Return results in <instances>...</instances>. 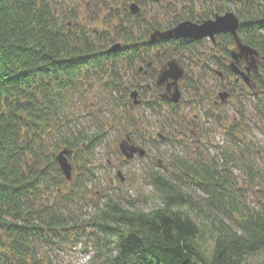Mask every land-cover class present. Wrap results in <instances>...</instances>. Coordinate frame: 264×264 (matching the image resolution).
<instances>
[{"label": "trees", "instance_id": "obj_1", "mask_svg": "<svg viewBox=\"0 0 264 264\" xmlns=\"http://www.w3.org/2000/svg\"><path fill=\"white\" fill-rule=\"evenodd\" d=\"M133 1L141 5L140 13L129 9ZM230 1L219 0V7ZM172 2L186 10L197 5L195 0L102 1L106 14L100 26L91 27L75 11H61L56 0H0V264H53L48 253L76 247L94 252L90 264H253V255L256 264H264V206L251 207L233 176L237 149L250 152L240 147L234 121L224 128L236 148L230 153L224 147V161L173 155L170 172L148 173L160 203L154 209L144 211L135 200L121 198L113 184L92 194L88 190L103 184L97 151L108 143L110 130L121 129L143 144L152 133L149 123L142 126L146 121L136 116L129 95L132 88L146 86L129 84V70L140 78L138 65L147 68L154 56L164 62L169 53L171 58L190 49L183 40L149 41L154 29L183 19L165 20ZM247 6L241 34L264 53V2ZM118 41L122 48L108 51ZM159 72L154 61L142 79L156 86ZM210 77L203 74L195 83L192 76L189 84L197 96L198 84ZM83 98L89 99L85 108L90 104L86 114L98 126L92 134L77 128L75 106ZM258 100L264 124V95L261 105ZM163 105L157 99L146 107L167 120L160 127L166 134L175 115L164 113ZM106 114L107 121L99 122ZM179 119L180 127L185 122ZM167 136L149 138L164 144ZM64 148L72 149L71 181L56 159ZM240 167L249 182L259 183L262 176L251 161L244 159ZM196 189L199 195L190 193ZM88 206L93 214L85 217L82 209Z\"/></svg>", "mask_w": 264, "mask_h": 264}, {"label": "rangeland", "instance_id": "obj_2", "mask_svg": "<svg viewBox=\"0 0 264 264\" xmlns=\"http://www.w3.org/2000/svg\"><path fill=\"white\" fill-rule=\"evenodd\" d=\"M56 2L61 11H67L68 13L75 11L76 17L87 23H91V27L95 25L100 26L102 23V17L107 11L106 5H104L102 9L97 10V12L96 9H93L94 4L97 2L102 4V0H56ZM230 8L231 10L237 12L236 7L231 6ZM241 10L242 9H240V11ZM207 44L208 43H206V45ZM139 67L140 65L137 66V69ZM206 76H211L209 80H207L208 83L205 86V88H209L210 90V88L215 86V83H217L218 79L212 76V74H207ZM127 78L130 81L129 84H136V82H139L143 86L147 84L145 81L141 82L134 70H130V72L127 74ZM134 89L138 91L140 90L137 87L132 88L131 90ZM181 90L183 101L180 104L179 117H183V122L185 120L184 117L186 116H190V119L197 118L198 121H203L204 115L201 116L200 111L205 112V110L209 109L208 104H210V102L212 104V101L214 102L216 98L209 100V97L204 95V89H201V96H198V99L202 100L186 104L185 99L186 101L190 100L191 96L188 90L183 88V86L181 87ZM162 91L163 90H159L160 93H162ZM144 95H140L137 99H143L144 101L151 100L152 90L149 91L146 89V91H144ZM87 101H89V99L86 100V98H83L75 106V114L79 118L77 122V128L81 131L92 134L96 131L98 126L92 122L90 116L86 114L88 106L90 105L88 104L86 108L84 107V104H86ZM256 105L257 101L250 103L248 101H243L237 96L234 98L230 97L219 112L222 113V115H224L228 120L232 121L233 118H235V122H237V124L239 122L240 127L237 131V137L242 142L240 147L250 148L249 153H246L247 150L241 148L237 149V162L232 166V171L233 176L236 177L245 188L247 202L251 207H256L259 209V207L264 206V124L259 120V112L256 109ZM199 107H201L202 110H199ZM162 108L164 113L170 112L168 106L163 105ZM135 114L136 116H140L145 119L146 122L145 124L143 123L142 126H145L148 123L150 125L148 129H150L152 133L150 134L147 132V136L145 137L146 144L142 143L141 138L135 137L136 141L138 142L136 145H139L143 149L147 150V155L142 158H135L130 162L128 161L127 163H124L125 157L122 155L119 149V143L126 138L125 136L127 132H120L121 129L118 130L117 128H113L108 132V143L100 147L97 151V164L102 167L98 170V175L102 177L103 184L98 186H95L94 184L89 185L88 190L90 193L93 191L98 192V188H104V186L113 184L121 198L125 197L128 199H133L141 209L144 211H149L158 207L160 204L154 188L148 183L147 179L148 173H150L152 169L161 172H170L172 168L171 164H169V159H171L173 155L193 161L197 159V157H200L202 160H208L213 164H216L224 161V147L228 148L230 153L235 151L234 149L236 146L234 145V142H232L230 137L226 134L225 128L221 125H218L217 123H203L205 131L202 136L199 137L191 135L192 141L187 140V143H184L183 139L181 144L175 143L174 145H170L169 143H157L149 138L150 135H156V133L160 131V127L163 126L167 121L164 117H162V115L158 113V110L154 111L153 109L147 108L144 105L143 107L140 106L138 109H135ZM142 114L145 115V117L141 116ZM105 116L107 117L101 116L102 119H100L99 122H106L109 116L107 114ZM179 117H171L172 121L169 125V131H171V128L176 122L180 121ZM232 123L233 121L230 123V125ZM173 136L180 137L178 133H175ZM194 141H199L201 145L199 143H194ZM155 144L157 145L155 146ZM116 148L119 149L120 154L116 152ZM244 159L247 160V162L251 161L255 166V170L259 173L258 176H262L256 178L259 183L248 181L247 175L244 174L242 168L240 167V165L243 164ZM107 161L113 165V167L105 166ZM157 161L162 163L161 166H158ZM119 170L124 175V181L121 182L117 181L114 176V172L117 173ZM190 193H197V195H199L200 191L196 189L195 192L191 191ZM143 197L144 199H142ZM145 197L149 198L145 200ZM82 212H84L85 217L89 216L91 213L93 214V208L91 206L85 207L82 209ZM207 228L208 227L204 226L205 231H209ZM206 240V243L211 246L212 242H210L209 239ZM48 254L53 264H90L91 257L94 252H84L79 247H76L66 251L55 250ZM257 259V255H253L249 258L253 264H256Z\"/></svg>", "mask_w": 264, "mask_h": 264}, {"label": "flooded vegetation", "instance_id": "obj_3", "mask_svg": "<svg viewBox=\"0 0 264 264\" xmlns=\"http://www.w3.org/2000/svg\"><path fill=\"white\" fill-rule=\"evenodd\" d=\"M102 1H108L113 2V0H102ZM197 2V5L192 9L189 5H187L185 9V5L183 4H177L175 2H172V6L169 5L167 9V16L165 20L172 21L173 19H176V17L182 16L183 19L179 21L178 23L172 24L170 27L167 28H156L149 34V41L155 42L161 39L165 40H183L185 42H188L189 50L186 49L185 53L183 55L176 54L177 56L172 55L173 57L170 58L169 56L164 59V62H159L158 57L154 56V60L149 61L146 66L147 68H144V65H140L139 67V76L141 82L145 81L147 84L146 89L149 91L152 90V96L151 100L144 101L143 99H137L140 95H144V91L146 89H140L138 90H131L130 91V98L134 105L136 107L140 106H147L148 102L156 101L158 99V102H161L162 104L166 105V103H170L172 107L168 108L170 109V113L175 115L174 117H179V108L180 104L182 103V90L181 87L188 90L191 99L187 100L185 99L186 104L197 102L202 99H198V96H201V89H204V95L207 96V93H209V100L216 98V100L212 104L210 102L209 109L201 112V116L204 115L203 121H198L197 118L190 119V116L184 117V125L182 124L180 127L175 123V125L171 128V131L166 132L167 135H169V144L174 145L177 143V141H182L184 139V143H187V140H191V135L195 136H202L204 134V124L206 122H214L218 125H221L222 127L229 126L232 121H236L235 118L233 120H228L222 113L220 109H222V106L225 105L230 97H239L243 101L248 102H254L257 101V98H259L258 102L261 105V98L262 95H264V53L260 49V47H255L251 44H248L246 39L241 34L240 26L241 23L244 22L243 17H245V14L247 12L248 4L250 2H254V0H233L230 2H227L225 4V7L221 6L219 7V0H195ZM264 2V0H262ZM136 2H132L129 5V9L131 12L134 13H140L142 10L141 5L138 3V9L133 10L132 4ZM219 3V4H218ZM103 4H99L97 2L94 4V8L96 10H100L103 8ZM231 6L236 7L237 12L234 10H231ZM111 9H113V6L111 5ZM240 9L242 10L240 11ZM227 12H232L238 19H239V26L237 29V35L240 40V43L244 46H249L252 49H254L257 52L256 54L250 53V52H241V48L239 44L236 41V38L233 34L230 32H221L216 34L214 37H203L200 39H193V38H156L152 39V34H154L157 31H167L170 29H173L177 27L180 23L183 22H192L195 24H202L203 22L207 20H214L217 18V16L224 15ZM171 13V14H170ZM233 38V42L229 41V38ZM207 41V42H206ZM206 43H208L206 45ZM120 45L118 48L113 47ZM122 48V42L118 41L110 45L108 51L114 52L117 50H120ZM169 48H173L170 46ZM167 49V48H165ZM162 50L158 48V53H161ZM227 52V53H226ZM202 56H201V55ZM213 57H216L221 62L217 64L216 60H214ZM153 59V58H152ZM175 60L178 67L181 68L184 73L183 76L178 81V89L180 92V99L176 102L170 100L169 98L173 96V93L175 92V87L171 86L168 88V83H172L174 80L169 79L164 84H158L159 74L163 68L167 66V64L170 61ZM159 66V74L156 79V86L150 82H147L146 80L142 79L144 76L148 75V70L150 67ZM163 63V64H162ZM132 70V69H131ZM130 72V70H129ZM203 74H212V76L216 77L218 79L217 83H215V86L212 88H205L207 84L205 81V78H203V83L198 84V96L194 92V88L192 87L190 83L192 76L195 77L194 81L197 83L196 80L200 79V76H203ZM261 82V84H260ZM263 83V84H262ZM140 84V83H139ZM141 85V84H140ZM142 86V85H141ZM159 90H163L162 93L159 92ZM133 91H137L136 99L139 101L138 103H135V98L131 96ZM226 94L227 96L222 99L221 95ZM146 96V95H144ZM162 100V101H159ZM165 102V103H164ZM264 104V103H263ZM200 106V104H199ZM264 107V106H263ZM199 110H202L201 107H199ZM157 109V108H156ZM173 111V112H172ZM187 118V119H186ZM178 119V118H177ZM183 120V117L182 119ZM237 123V122H235ZM170 125V124H169ZM239 127V122H238ZM176 126V128H175ZM179 128V131L177 130ZM169 130V126H168ZM175 133H178L180 137L176 136L174 137ZM166 134L161 133L160 131L157 132V135L162 140L166 139ZM128 136L130 137V142L134 145H136L138 142L136 141V138L134 136H131L129 133H126V138L128 139ZM173 136V137H171ZM168 137V136H167ZM185 137V138H184ZM124 140V139H123ZM172 140V142H171ZM194 143H201L199 141H194ZM139 146V145H136ZM140 147V146H139ZM147 155V150H145V153L143 155H140L138 152L135 153L134 157L132 159H126V162H130L134 160L135 158H142ZM120 171V170H119ZM117 171V174L118 172ZM118 177L121 179V181H124V175L121 172V176L118 174Z\"/></svg>", "mask_w": 264, "mask_h": 264}, {"label": "water", "instance_id": "obj_4", "mask_svg": "<svg viewBox=\"0 0 264 264\" xmlns=\"http://www.w3.org/2000/svg\"><path fill=\"white\" fill-rule=\"evenodd\" d=\"M133 10H137L138 6L136 3L132 4L131 7ZM239 26V19L232 13L227 12L224 15L217 16L214 20H207L202 24H195L192 22H183L180 23L177 27L167 30V31H157L152 34V39L156 38H193L200 39L203 37H214L216 34L221 32H230L236 38L237 43L241 48V52H250L257 55V52L249 46H244L240 43V40L237 35V29ZM120 45L113 47L118 48ZM184 71L178 67L175 60L170 61L165 68H163L159 74L158 84H164L169 79H173L172 83H168V88L171 86L175 87V92L173 96L169 99L176 102L180 99V92L178 89V81L183 76ZM131 96L135 98V103L139 101L136 99L137 91H133ZM227 95L222 94L221 97L224 99ZM119 148L123 155L127 159H132L135 153L143 155L145 149L142 147L136 146L130 142V137L124 139L119 143ZM72 153V149L64 148L56 156L57 162L60 166V169L68 181L73 179L74 166L69 161L68 155ZM121 176V171L118 172Z\"/></svg>", "mask_w": 264, "mask_h": 264}]
</instances>
